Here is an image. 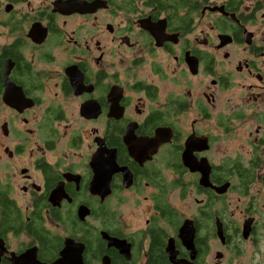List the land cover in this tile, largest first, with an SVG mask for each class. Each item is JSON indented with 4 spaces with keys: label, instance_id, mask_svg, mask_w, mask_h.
<instances>
[{
    "label": "flooded vegetation",
    "instance_id": "obj_1",
    "mask_svg": "<svg viewBox=\"0 0 264 264\" xmlns=\"http://www.w3.org/2000/svg\"><path fill=\"white\" fill-rule=\"evenodd\" d=\"M95 1L0 0V264H264V0Z\"/></svg>",
    "mask_w": 264,
    "mask_h": 264
},
{
    "label": "water",
    "instance_id": "obj_2",
    "mask_svg": "<svg viewBox=\"0 0 264 264\" xmlns=\"http://www.w3.org/2000/svg\"><path fill=\"white\" fill-rule=\"evenodd\" d=\"M101 1V0H100ZM99 3V1H95ZM90 4H95L94 2L89 3V4H81L80 2L76 1H70L62 4H58V10H63L64 8H78L80 10H85ZM222 37H227L222 35ZM207 146V141L206 139L201 140L197 137H189L186 142H185V148L184 151L182 152V163L188 167L190 171H197L200 172L201 176L199 179V183L204 185V186H211V184L208 182V173H209V164L208 161L205 157H201L199 160L193 155V150H203L206 149ZM227 183L223 184L220 187H216L215 190L218 193L223 192L226 187Z\"/></svg>",
    "mask_w": 264,
    "mask_h": 264
},
{
    "label": "rangeland",
    "instance_id": "obj_3",
    "mask_svg": "<svg viewBox=\"0 0 264 264\" xmlns=\"http://www.w3.org/2000/svg\"><path fill=\"white\" fill-rule=\"evenodd\" d=\"M237 91V87H234ZM237 101V100H233ZM209 125L206 127V129L213 130L215 135H224V129L219 126L217 123V118H213L210 122H208ZM233 128L232 133L230 135L233 137L229 138L228 140H221L220 142L215 143L213 153L212 155L215 157V160L219 161L226 157H237L241 155L243 157V153H241L240 147H241V138H240V131H238L237 125L238 122L233 121L232 122ZM253 129V127L251 128ZM238 137V138H237Z\"/></svg>",
    "mask_w": 264,
    "mask_h": 264
},
{
    "label": "trees",
    "instance_id": "obj_4",
    "mask_svg": "<svg viewBox=\"0 0 264 264\" xmlns=\"http://www.w3.org/2000/svg\"><path fill=\"white\" fill-rule=\"evenodd\" d=\"M180 2H186V1H188V0H179Z\"/></svg>",
    "mask_w": 264,
    "mask_h": 264
}]
</instances>
